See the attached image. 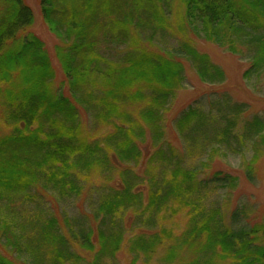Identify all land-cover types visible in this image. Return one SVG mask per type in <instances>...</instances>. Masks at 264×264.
I'll use <instances>...</instances> for the list:
<instances>
[{"label":"trees","instance_id":"1","mask_svg":"<svg viewBox=\"0 0 264 264\" xmlns=\"http://www.w3.org/2000/svg\"><path fill=\"white\" fill-rule=\"evenodd\" d=\"M176 2L182 18L177 31L188 28L187 33L218 48L235 54L241 49L244 56L245 51L249 68L244 78L264 71V0ZM39 3L47 30L62 43L54 53L67 91L52 87L54 72L44 46L27 31L34 22L30 8L23 0H0V121L10 129L6 134L0 130V246L13 256L0 253V264L85 262L74 249L91 253L90 264H103L113 260L122 245L131 264L145 261L162 245L160 230H139L125 239L122 222L127 212L134 213L132 228H148L175 191L204 195L238 185L237 177L223 171L180 170L174 150L163 142V115L185 85L186 67L206 85L223 84V72L187 39L164 46L165 56L151 49L169 39L171 0ZM212 94L196 96L176 114L178 138L197 137L213 127L208 122L212 111L201 110ZM130 103L137 105L135 113L124 110ZM79 110L112 131L87 141L79 132ZM231 121L224 120L226 131ZM247 127L252 132L238 138L245 144L241 172L254 184V164L264 146V117L252 118ZM141 161V178L130 168L117 170ZM95 169L107 176L116 173L119 187L98 198L91 219L59 220L29 195L42 190L60 201L77 198L83 190L80 177ZM239 206L228 227L213 224L214 218L191 217L178 245H163L164 264H264V221L249 226ZM179 246L194 256L179 258Z\"/></svg>","mask_w":264,"mask_h":264},{"label":"rangeland","instance_id":"2","mask_svg":"<svg viewBox=\"0 0 264 264\" xmlns=\"http://www.w3.org/2000/svg\"><path fill=\"white\" fill-rule=\"evenodd\" d=\"M24 3L32 11L34 18L33 25L27 30L32 35L37 37L43 44L44 50L49 58L51 68L54 72L52 87L54 89L62 88L67 91L65 80L62 75L60 66L55 58V47L62 45L61 41L52 35L42 21L39 0H23ZM173 1L171 10L173 18L171 20L172 29H168L169 39L164 40L158 45L151 46L156 53L163 56L162 49L164 46H169L175 43V39H185L198 51L200 54L208 56L210 61L223 72L224 83L221 85H206L202 84L194 73L186 67L184 70L185 85L178 89L175 98L169 107V110L163 115V142L170 145L174 150V158L178 161L175 167L180 170L190 169L192 167L201 168L203 171H223L238 178V185L234 190H215L208 191L204 195L189 194L181 196L180 191H175L173 197L168 199L167 205L154 216L150 226L132 228V218L134 213L127 212L123 216L122 228L125 239L136 234L139 230H152L161 233L162 245L157 246L149 258H143L145 261H136L132 264H164V244L167 246L178 245V237L185 231L190 229L189 220L194 215H199L200 218H214L213 224L217 222L220 226L228 227L232 221L234 209L239 208L242 212L241 219L249 226L264 221V146L259 159L254 164V175L256 174V182L248 183L242 174L243 164L245 160V144L240 145L238 138L252 132L251 127L247 124L252 118L264 117V71L257 76H252L250 79L244 78L243 73L249 68V62L245 61L248 56L244 51L245 56L240 52L235 54L230 50L218 48L217 46L200 40L198 37L187 33L188 28L184 31H177L175 27H181L182 18L181 12L177 11V2ZM165 2L161 1V10L167 11ZM166 22H169L166 20ZM191 34V35H190ZM172 36V37H171ZM174 36V37H173ZM152 45V44H151ZM236 48H239L237 46ZM245 59V60H244ZM210 103L203 104L201 110L206 113L211 110V116L208 122H212L213 127L208 128L204 134L186 136L187 140L178 138L173 121L176 114L185 107L188 103L195 99L196 96H201L203 93L211 94ZM198 96V97H199ZM213 97V98H211ZM124 110L128 113H135L137 110L136 104L124 106ZM79 132L82 137L93 141L105 137L112 131L110 125L94 124L86 114L79 110ZM209 114V113H207ZM206 115V114H205ZM231 118V129L228 131L224 128V120ZM223 127H222V126ZM245 126L247 129H245ZM6 134L10 129L4 128L0 121V130ZM223 132H226V138L222 137ZM198 132H196L197 134ZM264 134V131H263ZM207 138V139H206ZM208 140V142L204 141ZM186 141V142H185ZM144 156V155H143ZM113 161V160H112ZM146 161V159H145ZM199 162L203 164L198 165ZM145 163V162H144ZM128 166V167H127ZM118 166L117 170L130 168L131 172L138 178L144 173V164L139 162L137 165ZM120 167V168H119ZM208 168V169H207ZM80 177V186H82V194L77 198H64L60 201L56 195L45 194L44 191L32 190L30 196L33 195L35 202H41L48 207V210L57 217L63 220L68 217L71 220L87 217L90 218V210L93 204L103 194L109 193V188L119 187L117 174L110 176L105 172H98L96 169L90 173L83 174ZM107 176V177H106ZM144 200V204H145ZM27 209L29 204L26 205ZM189 206L195 207L197 212H191ZM239 215V214H238ZM91 226L95 223L91 220ZM163 247V248H162ZM181 251L179 258H192L194 254L185 247L179 246ZM85 262L82 264H90L92 254L86 253L79 249H74ZM0 253L12 259L13 256L0 246ZM114 259L104 261L103 264H131V259L128 256L125 247L122 245L119 252L114 255ZM201 261V260H200ZM106 262V263H105ZM215 263L217 261L215 260Z\"/></svg>","mask_w":264,"mask_h":264}]
</instances>
